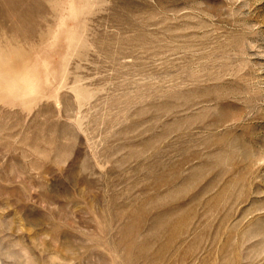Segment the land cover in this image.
<instances>
[{
  "label": "rangeland",
  "instance_id": "rangeland-1",
  "mask_svg": "<svg viewBox=\"0 0 264 264\" xmlns=\"http://www.w3.org/2000/svg\"><path fill=\"white\" fill-rule=\"evenodd\" d=\"M0 264H264V0H0Z\"/></svg>",
  "mask_w": 264,
  "mask_h": 264
}]
</instances>
